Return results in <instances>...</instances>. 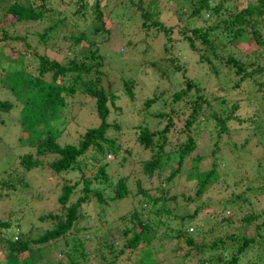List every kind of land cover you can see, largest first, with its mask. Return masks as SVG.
Listing matches in <instances>:
<instances>
[{"label": "trees", "instance_id": "trees-1", "mask_svg": "<svg viewBox=\"0 0 264 264\" xmlns=\"http://www.w3.org/2000/svg\"><path fill=\"white\" fill-rule=\"evenodd\" d=\"M129 2L135 11L140 12L143 19L142 27L147 29L146 38L153 37L151 30L154 28L162 31L167 36V43L164 45L167 55L175 54V41H179L181 46L184 45L189 50L186 53L198 57V64L208 67L218 78L224 76L230 83H233L234 87L246 86L249 80L258 85V90L264 87V80L260 81L256 78L264 68L263 64L257 63L260 62L259 60L264 59V0H257L256 3L248 0H237L233 2V4L235 3L233 11L232 6L229 4L230 0H219L218 3H213L212 0H186L181 5H179L180 3L175 4L174 9L178 18H181L180 20L185 17L193 20L192 24L179 29L176 36H174V27H167L158 18L161 13L158 9L159 0H129ZM118 4H120L119 0ZM120 5L128 6L126 2ZM116 6L117 4H112L110 7V0H96L94 6H90L88 2H82L76 8V12L81 13L82 16L89 15L90 17L92 14L94 15L98 23L96 32H101L103 37L105 34L107 35L105 39L101 38L102 43H105L113 40L111 37L112 30L107 28V24L108 22L117 24ZM185 7L186 9H184ZM57 15H59V12L54 8L51 0H0V60L5 62V64L0 63V70L10 73V75L7 74L5 78L0 79V154L1 157L8 155L2 159L5 163L1 160L0 163L1 165H8L9 163L8 166H10V160L15 159L20 162V166L27 172L37 170L43 167L41 160L36 159L33 154L20 153L16 155L17 152L15 151V149L21 147L35 146L38 156L55 157L50 163V167L58 174L73 170L83 172L84 166L79 162V158L85 156L89 150L93 151L92 158L94 161L99 162L100 166L94 177H85L82 182L85 194L79 196L75 202L71 203L70 199L80 181L75 185H70L65 181L60 186L61 194L58 198V202L61 204L60 210L41 217L43 221L54 222L53 226L43 234L38 237L23 234L16 239L13 236L2 237L0 239V264H40L39 261L43 257L41 253L43 247H40L41 245H44L47 249L53 247L57 252L53 259H49V264H87L90 256L85 247L91 236L82 237L78 227L80 221L87 216L82 209L83 204L89 203L91 194L96 196L100 205L105 206H110V201L119 202L137 196L130 190L127 176H121L114 181L108 173V169L111 168V161L107 160V153L112 152L118 157L121 149L115 139L107 137L108 131L117 127L108 122L111 107L115 106L117 96L100 85L103 62L101 55L98 53L99 47H96L98 46L96 42L88 44L84 55L79 58L83 60L75 57L65 64L50 59L47 54H38L35 51L24 53L17 50V56L15 55L12 59L10 57L13 53L12 49L6 54L2 52L9 41H21L24 47H31L26 42V37L18 34L12 35L9 32L10 28L20 25H29L35 28L34 33L38 38V42L43 46L48 45L54 37H59L65 30L67 18L62 19ZM63 39L72 40L75 47L85 41L87 37L85 33H81L79 36L63 35ZM113 43L120 44L117 40H114ZM136 44L132 46L131 42H127L125 47L133 48L136 47ZM230 45L241 47L246 55L250 57V60L246 61L248 63L239 61L229 51ZM146 47L143 55L150 50L148 46ZM7 57L11 62L4 60L8 59ZM86 59L88 60L86 61ZM179 59L177 57H171L170 59V64L177 71L182 69L179 65ZM157 60L158 58L152 62L151 66L156 68L159 79L161 77L166 78L168 67L157 68V63L162 62ZM132 61L134 62L135 59L131 60V63ZM31 62L37 64L34 70L29 69V63ZM131 63L128 65H131ZM249 67L253 68L252 72H248ZM137 70H140L139 64ZM185 72L184 69L183 73L185 74ZM185 84V87L173 95L174 102L187 100L191 106L188 108L184 104L183 107H180L188 114L183 127L179 129L185 135L184 141L178 140L177 143H170L169 149H166L169 143L167 133L171 131L172 126L176 125L173 118H168L167 126L163 131L157 133V139H155V132H152L146 126L137 125L136 129L139 130L138 137L141 145L151 152V160L143 167V171L149 172L151 175L157 169H162L164 172L166 168L161 167L163 157L167 156L168 160L170 159L169 162L172 163V159L177 156L178 161L175 162L177 168L168 167L167 171L162 173L164 174L163 180L170 183L181 172L184 163L190 159L191 169L187 171V174L189 176L197 175L196 197L200 198L219 177V167L216 162H213V167L210 170L201 172L198 168L199 163L205 159L204 156L197 155L193 158V154L197 151L198 138L202 133L203 121H206V124L210 126L211 121L205 120V116L208 114L216 121L217 130L211 131L209 134L215 148L213 153L216 154L224 144L223 139L230 137L228 121L232 117L225 114H229L232 110L222 109L220 112H210L208 109H213V106L202 93L203 90L199 82L188 78ZM2 86L7 91H11L14 97L16 96L17 100L22 102L21 123L24 129L23 132L27 136L21 138L20 147L17 146L18 148L11 146L15 143L9 145L3 139V114L14 108L15 100H10L11 102L6 99L3 100L1 97ZM79 87L82 88L79 93L93 99L101 122L98 126L90 127L78 145H62L58 141L61 134L59 128L61 125L66 126L71 118H65L60 122L59 119L67 108L68 111H71L73 106H78V109L82 107L83 103L74 102L73 104V99L77 95ZM124 88L129 97L134 98L129 82H125ZM155 101L156 97H152L145 101L144 106L149 107ZM262 101L264 102V95L259 100V102ZM234 107L237 108L238 105L235 104ZM158 115L162 117L165 114ZM255 125L263 134L264 131L261 126L263 123ZM177 130L178 128H174L172 132L175 133ZM154 151L155 154H153ZM246 162L248 161L241 162L240 166L249 168L248 170L252 171L256 181L263 183V185H258L257 188L253 187L252 192L255 195L262 196L261 199L264 200V163L254 161L249 164ZM2 172L3 174L8 173V180H3L1 184L15 188L17 181H14L11 175L12 172L8 168L3 169ZM122 172L125 174V171ZM93 182H95L94 185ZM97 184L103 185V187H95ZM23 185L27 187L26 184ZM136 185L139 193L143 194L147 198V203L152 206V213L154 212L155 219L158 218V225L160 224L159 216L163 214L172 215L180 203L178 202L179 196L174 195L176 207L174 209L169 208L168 202L173 198L169 197V190L164 189L163 186L157 188L160 196H153L150 192L142 189L141 182L137 181ZM108 187L111 188L112 194L106 197L104 192ZM238 199L244 201L238 203L230 197L222 202L223 221L227 228H231L233 233L224 236L225 234L217 235V229L215 228L203 232L198 225H195L196 229L189 228L194 224V219L199 212L196 210L192 214L181 217L182 221L176 228L169 227L166 229L164 236L177 238L182 244L190 247L188 252L182 256V259H191L194 257L192 252L197 250L201 254L207 255V258H199L200 264H250L243 263L241 257L245 256L255 246L254 239L248 238L249 224L253 222L255 216L243 217L240 222L235 220L237 206H239L238 210L240 211L246 206L245 202L249 201L243 195L238 196ZM105 211L106 209L103 208L99 212L103 218L105 217ZM131 217L136 221V224L122 230L121 237L125 238L122 244L114 236L113 238L110 237L111 229L109 227L101 226L93 233L104 234L98 236L97 239L106 242V245H108L110 254L107 258L104 257L107 264H128V261H131L129 264H160L163 260L157 259L156 254L161 251V248L156 250L152 248L153 241L156 239L151 234L155 235L156 233L152 231L153 228L150 222L146 223L142 220L137 208L133 210ZM6 223V225H9L8 222ZM107 224H109L108 221L105 222L104 226ZM262 224H264V221ZM260 227L261 225L257 227V230ZM190 229L192 232H189ZM69 232H71V235H69L71 236L70 241L66 238ZM208 236H212L213 240L208 241ZM60 240H62L61 247L58 245ZM143 246H148V248L143 249ZM55 251L52 252L55 253ZM138 251L141 252L137 253ZM1 255L3 256L1 257ZM125 259H128V261H123ZM67 260L69 263H67Z\"/></svg>", "mask_w": 264, "mask_h": 264}, {"label": "rangeland", "instance_id": "rangeland-1", "mask_svg": "<svg viewBox=\"0 0 264 264\" xmlns=\"http://www.w3.org/2000/svg\"><path fill=\"white\" fill-rule=\"evenodd\" d=\"M183 1L186 0H159L158 9L161 13L158 18L167 27H174V36L178 34L179 29L193 23L191 19L185 17L180 20L181 18L177 16L174 9L175 4L178 5L180 3L179 5H181ZM212 1L213 3L219 2V0ZM230 1L229 4L232 6L233 11V6L235 5L233 2L237 0ZM248 1L256 3L257 0ZM82 2H88L90 6H94L96 0H51L54 8L59 12L57 17L62 19L66 17L67 19L64 32L59 37H54L48 45L43 46L38 42V38L34 33L35 28L29 25H20L10 28L9 32L12 35L18 34L26 37L25 40L31 47H24L21 41H9L2 52L6 54L12 49L14 53H11L10 57L12 59L15 57L17 50L24 53L35 51L38 54H47L50 59L65 64L68 60L75 57H78V59L82 58L90 42H96L98 45L96 47H99L98 53L101 55L103 62V74L100 77V85L117 96L115 106L111 107V114L108 118V122L112 126L117 127L111 128L107 133V137L115 139L121 148L119 151L120 156L116 157L112 153L113 161H111V168L108 169V173L114 181L121 176H127L129 178V188L137 196L133 199L128 198L119 202L110 201V206H105L100 205L96 196L91 194L89 203L83 204L82 209L87 216L80 221L78 227L82 237L91 236L85 247L90 256L87 264H107L104 257L107 258L110 254L106 242L97 239L98 236H103L104 234H93L95 230L101 226L109 227L111 229L110 237L113 238L114 236L122 244L125 241V238L121 237L122 230L126 227H133L136 224V221L131 217L133 210L136 208L139 210L142 220L146 223L150 222L153 228L152 231L156 233L155 235L151 234L156 239L153 241L152 248L154 250L161 248V251L156 254L157 259L163 260L160 264H200L199 258H207V255L194 250L192 252L194 257L182 259V256L188 252L190 247L182 244L177 238L165 237V230L169 227L176 228L182 221L181 217L198 210L199 212L194 219L195 222L189 228L193 227V229H196L195 225H198L202 228V232L215 228L217 229V235L225 234L224 236H227L233 231L231 228H227L223 221L222 202L231 197L238 203H242L244 200L238 199L240 195H243L244 198L247 197L249 201L245 202L246 206L240 211L238 210L239 206H237V214H235L234 219L240 222L243 217L255 216L253 222L249 224L248 230V238L254 239L255 246L245 256L241 257V261L250 264L264 263V224H262L264 221V200L263 198L261 199L262 196L255 195L252 192L253 187L257 188L258 185H263V183L256 181L252 171L248 170L249 168L240 166V163L244 161H248L246 163L249 164L254 161L264 163V133L261 134L255 125L261 122L264 125V102H259L264 95L262 91L264 87L258 90V85L253 84L250 80L249 83L246 82V86L234 87L233 83H230L224 76L218 78L208 67L198 64V57L186 53L189 50L184 45L181 46L179 41H175V54L167 55L164 46L167 43V36L162 31L154 28L151 30L153 37L146 38L147 29L142 27L143 19L140 12L135 11L130 6L129 0H119L120 4L126 2L128 6L118 4V0H110V7L112 4H117L115 8L117 10L116 13H118V20H116L117 24L115 22H108L107 24V28L112 30L111 37L113 40L102 43L101 38L105 39L107 35L105 34L103 37L101 32H96L98 23L94 15L92 14L90 17L89 15L82 16L81 13L76 12V8ZM81 33H85L87 39L78 46L74 47L70 39H63V35L79 36ZM114 40H117L120 44H114ZM127 42H131L132 46L137 42L138 44L135 45L136 47L127 48L125 47ZM146 46L150 50L143 55L146 51ZM229 51L239 61L246 62L250 60V57L246 55L241 47L230 45ZM171 57L180 58L179 65L182 67L181 70H175V67L170 64ZM157 58V61H162L157 63V68L168 67V76L166 78L161 77L159 79L156 68L151 66L152 62ZM134 59L135 61L131 63V60ZM4 60L11 62L9 58ZM259 61L257 62L258 64L264 65V59ZM0 63L5 64L1 60ZM130 63L131 65H128ZM138 64L140 66L139 71L137 70ZM36 67V63H29V69L34 70ZM13 68L16 69L15 67ZM184 69L186 71L185 74L183 73ZM252 71L253 68L249 67L248 72ZM7 74L10 75V73L0 70V79L5 78ZM188 78L196 80L201 85L202 93L213 106V109H208L210 112H220L222 109L232 110L229 114H225L232 117L228 121L230 137L223 139L224 144L216 154L213 153L215 148L209 136L211 131L217 130L216 121L210 114L205 116V120L211 121L210 126L206 124V121H203L202 133L198 138V147L196 153L193 154V158L197 155L204 156L205 159L199 163L198 168L201 172L210 170L213 167V162H216L219 167V177L200 198L196 197L197 175L189 176L187 174V171L191 169L190 159L184 163L181 172L170 183H166L163 180L164 174L162 173L166 172L168 167L177 168L175 163L178 161L177 156L172 159L173 164L169 162L170 159L168 160L167 156L163 157L161 167L166 168L164 172L162 169H157L151 175L149 172L143 171V167L151 160V152L141 145L138 137L139 130L136 129L137 125L146 126L149 130L155 132V139H157V133L163 131L167 126L168 118H173L176 125L172 126L171 131L167 133L169 143L166 149H169L170 143H177L178 140L184 141L185 135L179 129L183 127L184 120L188 114L184 112V109L181 110L180 107H183L184 104L188 108L191 106L187 100L174 102L173 95L185 87V82ZM256 78L260 81L264 80V68ZM126 81L130 83L134 98H130L125 92ZM81 89L79 87V91L73 99V104L74 102L83 103L82 107L78 109V106H73L71 111H68L67 108L59 119L60 122L65 118H71L66 126L61 125L59 128L61 134L58 137V141L62 145H78L86 131L90 127L98 126L101 122L93 99L79 93L82 91ZM1 92L3 100H15L14 108L3 114V139L9 145L10 143L17 144L11 146L18 148L17 146L20 147L21 138L27 136L23 132L24 129L21 123L22 102L17 100V97H14L12 92L7 91L3 86ZM152 97H156V101L149 107H145V101ZM235 104L238 105L237 108L234 107ZM158 114L165 115L160 117ZM263 125L261 126L264 131ZM174 128H178L175 133L172 132ZM15 151L17 152L16 155L20 153L33 154L36 159L43 162V167L27 172L20 166V162L15 159V161L10 160V166H8L9 163L8 165H1L0 163V239L4 236H13L16 239L23 234L33 237L43 234V232L53 226L54 222L43 221L41 217L50 212H59L60 210L61 204L58 202L61 194L60 186L65 181L70 185H75L80 181L70 199L71 203L75 202L79 196L85 194L82 185L85 177H94L100 166V163L92 158L93 151L89 150L85 156L79 158V162L84 166L83 172L81 170H73L58 174L50 167V163L55 158L54 156H38L35 146L21 147L15 149ZM153 154H155V151ZM7 156L1 157L0 154L1 162L5 163L2 159ZM123 157L125 158L122 159ZM5 168L12 172L11 175L14 181H17L15 188L1 184L3 180H8V173L3 174L2 172ZM122 171H125V174ZM137 181L141 182L142 189L150 192L153 196H160L157 191L158 187L163 186L164 189L169 190V197L173 198L168 202V206L171 209L176 207L174 195L179 196L178 202L180 203L176 210L172 215L163 214L159 216V225L157 224L158 218L155 219L154 212L152 213V206L147 203V198L139 193L136 185ZM23 184H26L27 187ZM94 184L95 182H93ZM95 187L102 188L103 185L97 184ZM111 191V188L108 187L104 192L105 196L108 197L112 194ZM103 208L106 209L104 218L99 214ZM106 221L109 224L104 226ZM6 222L9 225H6ZM260 225V229L257 230ZM189 232H192V230L190 229ZM69 235H71V232L66 237L68 241H70L71 237ZM207 240L212 241L213 237L208 236ZM58 242L61 247L62 240ZM40 247H43L41 252L43 257L39 263L49 264V259H53L57 252L53 247L48 249L44 245ZM144 248H148V246H143ZM53 250L55 253L52 252ZM139 252L141 251L137 253ZM123 261H128V259ZM128 262L131 263V261ZM67 263H69L68 260Z\"/></svg>", "mask_w": 264, "mask_h": 264}, {"label": "clouds", "instance_id": "clouds-1", "mask_svg": "<svg viewBox=\"0 0 264 264\" xmlns=\"http://www.w3.org/2000/svg\"><path fill=\"white\" fill-rule=\"evenodd\" d=\"M109 155H111V156L113 157V154H112V152H110V153H108V154L106 155V158H107V160H108V161H112V160H113V158H112V159H108V156H109Z\"/></svg>", "mask_w": 264, "mask_h": 264}, {"label": "built area", "instance_id": "built-area-1", "mask_svg": "<svg viewBox=\"0 0 264 264\" xmlns=\"http://www.w3.org/2000/svg\"><path fill=\"white\" fill-rule=\"evenodd\" d=\"M113 157L111 155L108 156V159H112Z\"/></svg>", "mask_w": 264, "mask_h": 264}, {"label": "bare ground", "instance_id": "bare-ground-1", "mask_svg": "<svg viewBox=\"0 0 264 264\" xmlns=\"http://www.w3.org/2000/svg\"><path fill=\"white\" fill-rule=\"evenodd\" d=\"M6 152V151H5ZM3 153V152H2ZM10 154V153H9ZM26 159V158H25ZM14 162V161H13ZM60 176V175H59ZM1 187V186H0Z\"/></svg>", "mask_w": 264, "mask_h": 264}]
</instances>
